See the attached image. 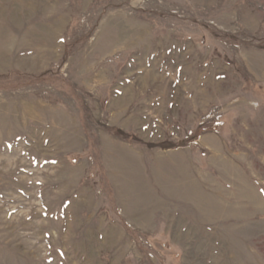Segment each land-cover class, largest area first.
<instances>
[{
    "label": "rangeland",
    "instance_id": "obj_1",
    "mask_svg": "<svg viewBox=\"0 0 264 264\" xmlns=\"http://www.w3.org/2000/svg\"><path fill=\"white\" fill-rule=\"evenodd\" d=\"M0 264H264V0H0Z\"/></svg>",
    "mask_w": 264,
    "mask_h": 264
}]
</instances>
